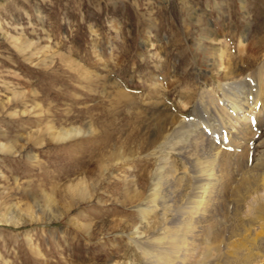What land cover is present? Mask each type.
I'll return each instance as SVG.
<instances>
[{"label": "rangeland", "instance_id": "obj_1", "mask_svg": "<svg viewBox=\"0 0 264 264\" xmlns=\"http://www.w3.org/2000/svg\"><path fill=\"white\" fill-rule=\"evenodd\" d=\"M196 17L233 57L264 41V0H0V264L144 263L131 239L148 245L164 221L143 220L137 192L174 129L159 121L188 115L182 93L219 81ZM70 129L78 136L55 138ZM261 142L264 128L243 173H264ZM164 150L185 182L182 159ZM238 213L220 212V233L245 223Z\"/></svg>", "mask_w": 264, "mask_h": 264}, {"label": "bare ground", "instance_id": "obj_2", "mask_svg": "<svg viewBox=\"0 0 264 264\" xmlns=\"http://www.w3.org/2000/svg\"><path fill=\"white\" fill-rule=\"evenodd\" d=\"M193 20L199 26L201 39L210 43L204 49L212 58L219 81L206 82L182 93L177 104L180 110L188 109V115H173L159 121L160 132L168 124L174 125V129L168 140L159 143L163 157L154 155L155 168L149 174L146 194L137 192L136 198L141 202L139 206L144 204L137 208L143 220L159 211L164 223L160 235L156 231L159 237L146 240V246L137 243V237L130 239L141 252L143 264H264V173L262 169L243 173L244 168L239 167L240 163L245 167L244 163L251 161L249 150L264 128V41L251 46L250 53L240 43L238 55L233 57L222 47L221 36L205 19ZM4 37L11 42L15 40ZM28 44L26 41L24 46ZM154 56L156 69L160 70L161 56L159 53ZM161 84L163 81L154 76L151 90L159 91ZM159 97L157 105L166 108L161 98L167 101V95L163 93ZM78 133L76 129L62 130L55 138L63 141ZM168 143L170 148L166 147ZM163 148L182 159V174H188L185 182V176L180 177L167 167L168 153ZM124 160L121 157L120 161ZM80 195L86 193L82 191ZM185 195L188 201L182 206ZM129 201L128 198L124 202ZM229 208L235 213L241 211L235 217L245 223L226 220L232 223L227 237L220 233L219 222L224 218L219 215ZM2 221L7 223L9 219ZM234 248L243 250L241 260L233 256ZM222 258L226 260L220 263Z\"/></svg>", "mask_w": 264, "mask_h": 264}]
</instances>
